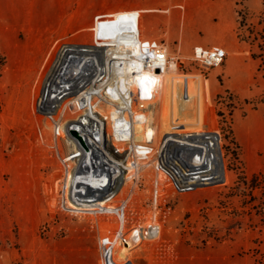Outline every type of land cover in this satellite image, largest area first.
Instances as JSON below:
<instances>
[{
    "label": "rangeland",
    "instance_id": "1",
    "mask_svg": "<svg viewBox=\"0 0 264 264\" xmlns=\"http://www.w3.org/2000/svg\"><path fill=\"white\" fill-rule=\"evenodd\" d=\"M236 2L243 50L205 47L224 53L205 70L164 44L176 66L156 103L131 110L116 70L107 90L92 80L104 49L84 46L111 45L96 32L111 37L135 11L73 29L38 0H0V264H69L87 246L102 264L104 242L109 264H264V82L246 37L264 0ZM156 158L192 189L175 190Z\"/></svg>",
    "mask_w": 264,
    "mask_h": 264
},
{
    "label": "crops",
    "instance_id": "2",
    "mask_svg": "<svg viewBox=\"0 0 264 264\" xmlns=\"http://www.w3.org/2000/svg\"><path fill=\"white\" fill-rule=\"evenodd\" d=\"M38 1L52 11L55 21L51 23L59 26L75 29L90 24L97 14L135 11L143 39H160L167 46L176 42L182 53H190L197 45L222 46L227 51L244 48L236 35V0H85L80 5L76 0ZM72 258L69 264H99L98 252L92 246L76 247ZM48 262L55 264L54 256Z\"/></svg>",
    "mask_w": 264,
    "mask_h": 264
},
{
    "label": "built area",
    "instance_id": "3",
    "mask_svg": "<svg viewBox=\"0 0 264 264\" xmlns=\"http://www.w3.org/2000/svg\"><path fill=\"white\" fill-rule=\"evenodd\" d=\"M135 13V12H133ZM125 13L122 18L123 24L125 23L128 26H122L121 29L118 30L117 33H115L117 36H125L124 34L129 35L128 43L132 46L138 47L141 50V66L138 64L132 62L130 64V67L127 69L128 73H142L141 77L139 76H133V81L128 82L125 80L124 82L117 81V85L119 88H121L122 94V101L127 103V105L130 107L132 104H137L138 102H149V104L156 103L158 97L161 93V80L160 78H157V73H162V70L164 67H169L170 64H173V67L176 66V60L178 59L177 56H168L166 47L163 42L156 40V39H143L141 36H139V27H138V18L137 13ZM111 14L106 15H100L96 17L97 20L102 18L111 17ZM97 33V39L98 42H107L104 41L109 40L111 37H107L106 34H100ZM106 36V37H105ZM123 39V38H122ZM96 42V43H98ZM111 43V42H109ZM107 43V44H109ZM112 44V43H111ZM134 44V45H133ZM94 45L88 44L84 47H93ZM116 45H106L104 46L105 49H112ZM103 48V49H104ZM117 49V52H119V48L115 47ZM104 52L105 57H109L111 54L110 52H114L113 50H109L107 52ZM121 56V55H120ZM132 57V56H131ZM191 58L193 61H196L199 63V65L205 69L208 70L211 67L220 65L224 60V53L222 50L218 49H207L202 46H195L192 49ZM124 59V58H123ZM158 69V72L156 71ZM90 72V71H88ZM97 74V78L93 79L92 74V80H96L95 82H105L106 81V90L109 85V72L103 71L102 73L98 74L99 71H94ZM93 73V72H92ZM108 74V75H107ZM109 77V78H108ZM108 80V81H107ZM123 95V96H122ZM105 98H108V96L105 95ZM109 99V98H108ZM110 100V99H109ZM214 135H219L218 131H211ZM203 133V132H202ZM220 137V135H219ZM156 163L158 168L162 171V173L167 177V179H171L172 187L175 190L183 191L185 189H192L190 186H182L181 184L177 183L173 178L169 171L166 170V168L162 165L160 162L161 160L156 158ZM188 172V176H196L197 175V169H193L196 167H191ZM103 250L101 251V260L102 264H109V253L107 252V245L104 242Z\"/></svg>",
    "mask_w": 264,
    "mask_h": 264
},
{
    "label": "bare ground",
    "instance_id": "4",
    "mask_svg": "<svg viewBox=\"0 0 264 264\" xmlns=\"http://www.w3.org/2000/svg\"><path fill=\"white\" fill-rule=\"evenodd\" d=\"M124 26H128V25H124ZM117 29H121V27H117ZM117 32H115V30H114V33L111 35V38L109 40H107V42L108 43L111 42L113 45H116L115 47L119 48V52L120 53L117 52V49L115 47H113L112 49H105L104 46H106V45H102V44L101 45H97L96 44L93 47H87V48L92 50V49L100 47L102 50L104 48L105 52H107L109 50H113L114 52H110L111 55L109 57H105L104 52H102L101 55H100L101 60H104V62L107 61V63H108L106 68H107V71L109 72L108 73L109 76H110L111 73H113V72H111L112 70L113 71L116 70L115 73L117 74V78L121 82H124L125 80L130 82V81H133V76L134 75L141 77V74L144 73V72H142V73H132L131 74V73L127 72V69L130 67V64L132 62H134V61H135L134 63H136L139 66H141V58H140L141 57V50H140V48L132 46V45H130L128 43V40H129V35L128 34H124L125 36L122 35V36H117L116 37L115 33H117ZM71 44H73V45H82V44H77V43H71ZM88 55H89V52H88ZM90 55H91V52H90ZM171 67H173V64H170L169 67H164L163 70H162V73H157V78H160V80L162 81L163 73L165 71H167V69H169ZM144 103L149 104V102H147V101H145ZM125 105H127V103H125ZM135 105L136 104H132L130 107L127 105V107H129L131 110H133ZM150 134H152V131L149 128V129H147L144 132V137H147ZM72 157H74V156H72ZM112 157L113 156L111 155L110 150L108 148L103 149L102 154H101V158L103 160L105 168L108 169V170H110L113 167L112 165H109V162H113V158ZM137 239H138V233L135 232L126 241L127 245L128 246L131 245Z\"/></svg>",
    "mask_w": 264,
    "mask_h": 264
},
{
    "label": "trees",
    "instance_id": "5",
    "mask_svg": "<svg viewBox=\"0 0 264 264\" xmlns=\"http://www.w3.org/2000/svg\"><path fill=\"white\" fill-rule=\"evenodd\" d=\"M237 14L240 18L238 21V28H240L244 24V16L241 11H237ZM246 37L248 39L250 38V57L257 62L255 77L260 76L264 82V20L260 29H257L255 25H250L248 28V35ZM4 64L5 58L0 50V75Z\"/></svg>",
    "mask_w": 264,
    "mask_h": 264
},
{
    "label": "water",
    "instance_id": "6",
    "mask_svg": "<svg viewBox=\"0 0 264 264\" xmlns=\"http://www.w3.org/2000/svg\"><path fill=\"white\" fill-rule=\"evenodd\" d=\"M156 71H158V69H156ZM147 233L149 234V233H150V231H149V230H147ZM123 243H124V245H127V242H126V240H123Z\"/></svg>",
    "mask_w": 264,
    "mask_h": 264
}]
</instances>
